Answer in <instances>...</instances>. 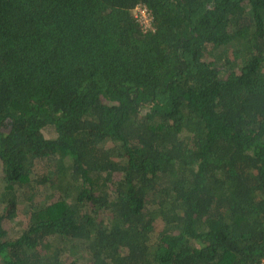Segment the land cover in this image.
I'll list each match as a JSON object with an SVG mask.
<instances>
[{
	"label": "trees",
	"instance_id": "1",
	"mask_svg": "<svg viewBox=\"0 0 264 264\" xmlns=\"http://www.w3.org/2000/svg\"><path fill=\"white\" fill-rule=\"evenodd\" d=\"M0 185V264H264V0H0Z\"/></svg>",
	"mask_w": 264,
	"mask_h": 264
},
{
	"label": "built area",
	"instance_id": "2",
	"mask_svg": "<svg viewBox=\"0 0 264 264\" xmlns=\"http://www.w3.org/2000/svg\"><path fill=\"white\" fill-rule=\"evenodd\" d=\"M136 17L138 18V20L140 21L141 25L148 29L152 26V19L150 17V15L147 13L146 8H137L136 9Z\"/></svg>",
	"mask_w": 264,
	"mask_h": 264
},
{
	"label": "rangeland",
	"instance_id": "3",
	"mask_svg": "<svg viewBox=\"0 0 264 264\" xmlns=\"http://www.w3.org/2000/svg\"><path fill=\"white\" fill-rule=\"evenodd\" d=\"M1 185H2V184H1ZM1 185H0V188H1ZM0 208H2L1 205H0ZM21 220H22V218H21ZM22 221H23V220H22ZM19 228H20V226H19Z\"/></svg>",
	"mask_w": 264,
	"mask_h": 264
}]
</instances>
